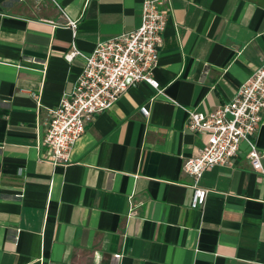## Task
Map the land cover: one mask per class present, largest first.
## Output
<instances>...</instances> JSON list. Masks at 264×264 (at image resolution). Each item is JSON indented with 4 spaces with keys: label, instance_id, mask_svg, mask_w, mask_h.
<instances>
[{
    "label": "crops",
    "instance_id": "0c3cea01",
    "mask_svg": "<svg viewBox=\"0 0 264 264\" xmlns=\"http://www.w3.org/2000/svg\"><path fill=\"white\" fill-rule=\"evenodd\" d=\"M141 3L0 0V264H264V176L246 143L203 172L201 208L182 171L205 140L186 109L214 110L264 60V0H171L162 92L129 87L86 122L67 163L39 160L48 109L84 63L64 53L135 29ZM252 140L264 150V119Z\"/></svg>",
    "mask_w": 264,
    "mask_h": 264
},
{
    "label": "built area",
    "instance_id": "2783aa9c",
    "mask_svg": "<svg viewBox=\"0 0 264 264\" xmlns=\"http://www.w3.org/2000/svg\"><path fill=\"white\" fill-rule=\"evenodd\" d=\"M170 15L171 0H142L140 24L135 29L98 40L85 55L71 45L63 57L71 61L81 55L83 67L72 90L63 93L58 104L48 109L36 145L39 160L53 165L67 163L86 122L109 110L129 87L147 83L157 93L162 92L153 70ZM66 21L75 27L74 21L67 17ZM139 111L148 115L146 105L140 106ZM186 116V128L205 138L197 153L182 163V171L193 179L190 208H201L209 192L198 183L203 172L215 165L231 163L243 142L248 147L245 157L252 169L264 176L260 161L264 150H259L252 140L264 119V60L239 84L228 101L203 112L187 108Z\"/></svg>",
    "mask_w": 264,
    "mask_h": 264
}]
</instances>
